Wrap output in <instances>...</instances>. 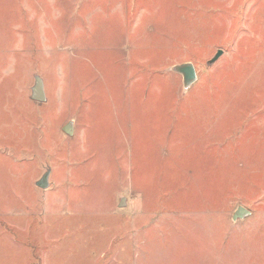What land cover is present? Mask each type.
<instances>
[{"label":"rangeland","instance_id":"374dc122","mask_svg":"<svg viewBox=\"0 0 264 264\" xmlns=\"http://www.w3.org/2000/svg\"><path fill=\"white\" fill-rule=\"evenodd\" d=\"M0 264H264V0H0Z\"/></svg>","mask_w":264,"mask_h":264},{"label":"water","instance_id":"95a60500","mask_svg":"<svg viewBox=\"0 0 264 264\" xmlns=\"http://www.w3.org/2000/svg\"><path fill=\"white\" fill-rule=\"evenodd\" d=\"M223 54V50H218L216 54L208 61V65L214 64L219 57ZM176 74H179L182 77L183 89L184 92H187L198 80V74L195 65L192 62H185L181 64L173 65L170 68ZM31 98L36 102H45L46 94L44 88L43 79L36 75L35 83L31 89ZM63 131L68 134H73V122L70 121L67 125L64 126ZM50 171L46 172L43 177L37 182V186L43 189H47L50 185L49 183ZM251 215L250 210L243 206H238L233 214V220H244Z\"/></svg>","mask_w":264,"mask_h":264}]
</instances>
